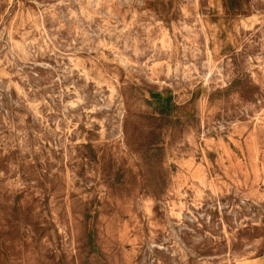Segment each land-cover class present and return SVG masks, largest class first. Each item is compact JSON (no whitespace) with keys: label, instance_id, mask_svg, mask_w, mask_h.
Wrapping results in <instances>:
<instances>
[{"label":"rangeland","instance_id":"1","mask_svg":"<svg viewBox=\"0 0 264 264\" xmlns=\"http://www.w3.org/2000/svg\"><path fill=\"white\" fill-rule=\"evenodd\" d=\"M0 264H264V0H0Z\"/></svg>","mask_w":264,"mask_h":264},{"label":"bare ground","instance_id":"2","mask_svg":"<svg viewBox=\"0 0 264 264\" xmlns=\"http://www.w3.org/2000/svg\"><path fill=\"white\" fill-rule=\"evenodd\" d=\"M89 2V1H88ZM93 2V1H92ZM90 3V2H89ZM206 24H207V26L208 27H211L212 29L214 28V26L211 24V23H209L208 21L206 22ZM212 33H213V35H212V41H213V37L215 36V34H216V31H213L212 30ZM49 40V39H48ZM214 50V49H213ZM10 53V52H9ZM37 89V88H36ZM83 93V92H82ZM88 94V93H87ZM66 111V110H65ZM210 206V205H209ZM198 212V211H197ZM210 237V236H209ZM199 238V237H198ZM202 238V237H201ZM197 242V241H196Z\"/></svg>","mask_w":264,"mask_h":264}]
</instances>
